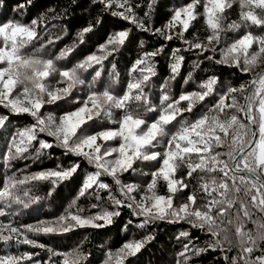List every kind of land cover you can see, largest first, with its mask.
<instances>
[{"label": "snow or ice", "instance_id": "obj_1", "mask_svg": "<svg viewBox=\"0 0 264 264\" xmlns=\"http://www.w3.org/2000/svg\"><path fill=\"white\" fill-rule=\"evenodd\" d=\"M31 4V0H26ZM106 11L112 10L111 15L119 17L144 31H153L154 34L165 40L179 39L188 46L187 50H198L201 53L216 52L221 45L224 34L228 30H238L241 27L256 26L264 29V0H189L188 3L176 7L169 21L163 29H149L145 21L152 15L158 0H149L147 11L141 18L135 9L141 5H133L131 0H97ZM239 5L240 21H233L225 29L222 25L224 13L234 4ZM128 5V7H125ZM202 6L203 16L210 35L206 42L189 41L185 39L200 13L198 7ZM26 4L17 6L23 11ZM39 21L34 19L29 24L12 20L0 23V106L9 110V114H0V129H4L10 120V115L27 114L34 123L17 132L10 139L8 149L2 159L7 163L18 159L34 149L35 155L40 157L46 150L60 148L65 156L71 155L76 159L67 167L57 164L55 168L44 169L31 174L18 177L16 174L7 176L0 183V216H4L5 207L9 210L13 206L23 209L29 208L39 200L31 194L32 188L37 184H47L46 195L53 200L60 194V188L71 185L77 178L81 168V161H86L92 171L86 173L80 183L76 195L65 211L49 219L39 220L34 224L14 226L11 222L0 223V243L30 245L32 247L46 248L36 239L29 237L30 233L50 236L66 235L78 229L92 228L104 229L113 225L114 218L121 216V208L132 210V215L143 217L136 225L144 228L145 225L157 220L186 221L192 227L201 230L207 229L210 236L216 238L215 245L209 247L219 248L221 240L219 232H227V227L221 229L217 223H225V218L235 206L233 198L243 192L250 199L252 207L264 212V70L253 77L251 84L257 85L255 91L247 90L245 103L238 104L236 94L245 92L243 85L239 88L227 87L217 93L220 84L219 77L208 76L199 82L197 89L182 92L173 98L168 91V80H175L176 74L181 70L184 57L178 55L181 49L172 53L173 62L169 65L171 76L161 83L159 104L152 102L150 85L157 75L155 58L164 51L161 46L150 52H144L138 57L129 69V79L121 83L117 65L113 62L115 55L126 45L130 37V29H123L107 34L103 43H99L94 51L84 55L78 62L69 66L60 67V62L67 61L77 51L80 45L86 43L88 34L93 33L96 24L89 23L76 33L75 41L65 45L55 55L42 51L47 46L54 45L62 37L41 42ZM176 29L175 35L170 34ZM39 42V47H33ZM141 45L143 42L141 41ZM256 45L255 51H251ZM32 48L31 52L26 51ZM220 59L215 60L209 56L207 59L215 63L240 68L243 74H249L256 66L257 61L264 56V36H256L251 31H245L238 39L219 49ZM106 63L110 65L109 81L105 83L103 77ZM199 67V65H197ZM89 74L91 79H86ZM58 75L59 81L66 86L63 88H50L48 80ZM191 77V73L188 74ZM81 86L87 88V94L81 101L75 95ZM217 95L216 103L208 112L196 118L193 122L182 120L176 132L169 133V126L183 117L184 113H192L194 109L205 102L209 97ZM232 103H226L228 97ZM72 101L70 111L63 112L59 117L53 114H43L42 109L48 105L59 106L61 102ZM185 107H181V104ZM78 105V106H77ZM254 105H258V135L259 139H245L246 125L237 115L230 118H221L228 110L243 112L247 120L256 125L257 118L253 115ZM120 113L119 119L116 114ZM145 113H158L149 121ZM216 113V114H210ZM107 121L112 127H101L99 131H87L97 125L99 121ZM253 131L251 137H256ZM51 137V140L41 138ZM231 136L230 142L228 141ZM167 137L163 153L156 151V146ZM118 141L116 146L105 147L109 142ZM102 142V143H100ZM227 145L229 151L225 154L214 149ZM227 159H222L223 156ZM193 156L198 162L193 161ZM144 162H158L159 167L151 173V181L147 183L140 200L136 193L140 192V185L135 183L124 184L121 176L125 173L135 172L136 165ZM186 165L187 176L191 178L194 173L208 174V179L200 176L198 184L205 200L203 208L197 207V193L188 195L187 201L174 207V197L189 185L183 179H176L177 170ZM216 173L222 174L223 179L218 180ZM230 173H246L250 179L241 176L239 181ZM110 177L112 184L105 182ZM231 180V186L229 184ZM166 182L167 195L158 194L159 181ZM113 186L116 192L113 191ZM243 186V187H241ZM106 192L110 208H101L99 203L92 204L97 209L91 214L77 206L80 198L94 195L97 201L102 199L100 193ZM243 216L249 217L248 205L240 201ZM240 219L239 213L236 217ZM227 225L233 221L228 219ZM133 224L129 220L124 229ZM244 226L238 224L235 234L238 239L239 256L234 257L232 264H264V248L259 249L260 255H254L258 250V242L264 244V225L257 234L244 231ZM181 236H189L182 232ZM147 236L140 240H129L122 244L115 252L111 249L106 253L104 264H131L130 258L135 257L145 245L152 240ZM228 240V236H224ZM231 242V241H229ZM185 251L180 255L187 264V253L190 245L184 246ZM49 260L45 264H54L53 257H60L58 264H90L89 254H85L79 247L66 252H56L51 248ZM205 248L194 249L199 255ZM33 254L24 253L20 256L9 255L0 257V264H24L32 261ZM228 259V257H225ZM35 264H40L35 261Z\"/></svg>", "mask_w": 264, "mask_h": 264}, {"label": "trees", "instance_id": "obj_2", "mask_svg": "<svg viewBox=\"0 0 264 264\" xmlns=\"http://www.w3.org/2000/svg\"><path fill=\"white\" fill-rule=\"evenodd\" d=\"M149 0H131L133 5L139 4L141 7L136 8L135 11L139 17L143 18L145 11H147V4ZM189 0H158L155 5V10L152 15L145 21L149 29L162 28L170 17L176 7L182 6L188 3ZM203 3V0H201ZM20 4H26L23 11H18L17 6ZM128 7V5H125ZM117 10V9H112ZM106 11L97 0H31V4H27L26 0H0V23L6 21H20L24 24H29L32 20L36 19L39 23V32L41 42H47L49 39H55L57 36L62 37L54 45L45 47L42 51L49 55H55L65 45L72 44L75 41L76 33L86 27L89 23L96 24L99 19L102 23L96 25L93 33L88 34L86 37V43L80 45L77 51L67 61L60 62V67L71 66L83 58L84 55L96 49L99 43H103L107 34L115 31L130 29V37L126 45L115 55L113 62L117 65V70L120 73L121 83H126L129 79V69L133 62L140 57L144 52H150L164 47L163 53L155 58L157 75L152 79L150 85L149 95L152 102L159 104V97L161 95L160 85L171 76L169 65L173 62L172 53L175 49H181L178 55L184 57V61L181 66V70L176 74L175 80H168V91L173 98H177L182 92L192 91L197 89V85L208 76L215 75L219 77L220 84L217 88V93L224 91L227 87L239 88L241 85L246 87V83L250 76L254 74L261 66L264 65V56L258 61L252 72L249 74H243L240 68L224 66L215 63L212 59L207 57L212 56L215 60L220 59L219 49L227 46L235 39H238L245 31H251L256 36H264V29L251 26L241 27L238 30H228L224 34L221 45L217 46V51L214 53L208 51L207 53H201L198 50H187L188 46L179 39H173L171 41L165 40L163 37L154 34L153 31H144L136 28L134 25L127 21H123L119 17L111 15V11ZM197 11L200 15L195 21L189 31L185 33V39L189 41L206 42V37L210 35V30L207 28L203 16L202 6L198 7ZM240 8L238 3L234 4L231 9H227L224 13V19L222 25L227 29V25L233 21H240ZM170 34L175 35L176 29ZM141 41L143 45H141ZM33 47H39V42L35 43ZM256 45L253 46L251 51H255ZM31 52L32 48L26 49ZM199 65V67H197ZM111 71L110 65L106 63V71L104 73V81L107 84L109 81L108 73ZM191 73V77H189ZM86 79H91L89 74H85ZM48 85L50 88H63L66 85L59 81V76L54 75L49 78ZM257 85H253L251 91H255ZM87 94V88L81 86L76 90L75 95L82 101ZM244 98V92H238L236 94V100L238 104L242 105ZM217 100V95L209 97L201 105H198L192 113H184L183 117H178L177 121L173 122V125L169 126V133L176 132L181 126L182 120H188L193 122L196 118L207 113ZM226 103H232V97L229 96ZM72 101L67 103L61 102L59 106L48 105L42 109V113L53 114L59 117L63 112L70 111L72 108ZM78 106V105H77ZM185 104H181V107H185ZM258 105H254L253 115L257 118V124L254 125L257 131L255 142L258 140V118L259 114L256 111ZM0 114H9V110L0 106ZM216 114V113H210ZM237 115L242 123L246 125L245 131L247 135L245 139H250L251 130L246 122L241 118L240 111L228 110L226 114H221V118H230L231 115ZM158 113H145V118L151 121ZM120 113L116 114V119H119ZM34 123L31 116L27 114L10 115V120L4 129H0V183L4 179L16 174L18 177L38 172L44 169L55 168L57 164H62L67 167L76 158L68 155L65 156L63 150L60 148H53L46 150L40 157L35 155L34 149L24 156L12 160L11 162H5L2 157L6 153L11 136ZM101 127H112L106 120L97 122V125L89 128L87 131H99ZM41 138L51 140V137L42 136ZM231 136L228 141L230 142ZM167 137L164 141L156 146V151L163 153L166 146ZM252 145L254 147L255 145ZM102 143V142H101ZM118 141L109 142L105 147L116 146ZM214 151H221L227 153L229 148L227 145L221 148L214 149ZM222 159H227V156H223ZM193 161L198 162V158L193 156ZM81 168L76 180L69 186L64 185L60 188V194L53 200L52 197L46 195L48 185L41 183L32 188L31 194L39 197V200L30 204L29 208L23 209L18 206H13L11 210L5 207V215L0 216V223L11 222L14 226L34 224L39 220L49 219L53 216L62 214L68 207L71 200L76 195L77 189L83 180L86 173L92 171V167L86 162L81 161ZM159 167L158 162H144L136 165L135 172L125 173L121 176L124 184L135 183L140 185V192L136 193V199L140 200L141 194H143L147 183L151 181V173ZM187 167L182 165L176 172V179H183L185 183L189 185L188 189L182 190L174 197V207H178L180 204L187 201V197L192 192L197 193V207L203 208L205 202L202 199L203 193L200 190L198 180L201 175L208 179V174L194 173L191 178L187 176ZM216 178L222 180V174L216 173ZM236 176V180L239 181L241 174L230 173ZM245 180H248L247 176H244ZM105 182L112 184L110 177L104 178ZM231 186V180L229 179ZM243 187V186H241ZM114 193L116 192L115 186H113ZM158 194L167 195L166 182L159 181L157 185ZM102 199L97 201L94 195H86L80 198L77 202V206L86 210L85 214H91L97 209H92V204L99 203L101 208H110V202L107 198L106 192L100 193ZM237 202L235 206L230 210V214L225 218V223L221 224L219 218L217 223L220 228L227 227V232L220 231L219 238L221 240V246L219 248L209 247V245H215L216 238L208 234L207 229H199L192 227L186 221H175L174 218L168 220H157L145 225L144 228H139L136 225L143 219V217H137L132 215V210L124 207L121 208V216L114 218V223L104 229H78L66 235H43L30 233L31 239H36L39 243L46 245V248L32 247L30 245L21 244H9L0 243V257L15 255L20 256L24 253L33 254L32 261H24V264H35V261H39L40 264H45L49 260L50 253L47 250L51 248L56 252H66L73 248L79 247L85 254H89L90 264H104L106 253L111 249L115 252L122 244L129 240H140L147 236H152L145 247L135 257H131V264H185V260L181 257V253L185 251L184 246L190 245V251L187 253L189 257L187 264H232L234 257L239 256L238 237L235 234V228L238 224L244 226L243 230L252 232L254 235L261 231V226L264 225V212L260 209L252 207L250 199L244 196L243 192L233 197ZM240 201H244L248 205L249 217L243 216V209L240 207ZM239 213L240 219L237 220V214ZM231 219L233 223L227 225L226 221ZM132 220L133 224L129 226L127 230L124 229V225ZM182 232H188L189 236H181ZM228 236V240H224V236ZM231 241V242H229ZM205 248L204 252L199 255L194 254V249ZM264 248V244L258 242L257 251L254 255H260L259 249ZM228 257V259H225ZM60 257H53L54 264H58Z\"/></svg>", "mask_w": 264, "mask_h": 264}, {"label": "water", "instance_id": "obj_3", "mask_svg": "<svg viewBox=\"0 0 264 264\" xmlns=\"http://www.w3.org/2000/svg\"><path fill=\"white\" fill-rule=\"evenodd\" d=\"M262 70H264V65L263 66H261L254 74H252L251 76H250V78L248 79V81H247V83H246V87H245V89H246V91L244 92V97L248 94V91L247 90H251V88H252V86L254 85V84H251L250 85V81H252V79H253V77L254 76H256V74L257 73H259V72H261ZM245 103V99L243 98V102H242V105ZM240 115H241V118H242V120L244 121V122H246L247 124H248V126L250 127V130H251V133L253 132V131H256V128H255V126H254V124H251L248 120H247V117L245 116V114L243 113V112H240ZM257 132V131H256ZM257 136V135H256ZM251 139H253V144H254V142H255V140H256V137H250ZM252 147V145L250 146V148ZM238 174H241V175H244V176H247L248 178H250L249 176H248V174H246V173H238Z\"/></svg>", "mask_w": 264, "mask_h": 264}, {"label": "rangeland", "instance_id": "obj_4", "mask_svg": "<svg viewBox=\"0 0 264 264\" xmlns=\"http://www.w3.org/2000/svg\"><path fill=\"white\" fill-rule=\"evenodd\" d=\"M166 25V24H165ZM165 25H162V28H164ZM171 32H174L173 30H171ZM259 139V138H258ZM258 141V140H257ZM101 143V142H100Z\"/></svg>", "mask_w": 264, "mask_h": 264}]
</instances>
